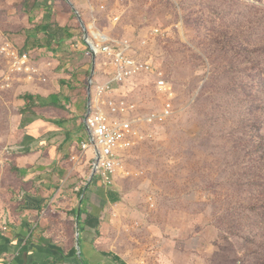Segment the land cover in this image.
Listing matches in <instances>:
<instances>
[{
    "label": "rangeland",
    "instance_id": "374dc122",
    "mask_svg": "<svg viewBox=\"0 0 264 264\" xmlns=\"http://www.w3.org/2000/svg\"><path fill=\"white\" fill-rule=\"evenodd\" d=\"M71 2L0 0V234L12 231L11 212L29 190L16 156L28 150L24 128L33 112H44L53 94V106L85 100L89 81L111 77L110 59L94 60L84 43L83 20L127 38L134 57L164 71L166 88L142 74L117 95L129 94L144 113L171 103L173 115L148 126L128 153L130 175L106 188L117 202L99 197L104 186L98 175L89 182L90 164L73 181L90 189L79 222L81 260L80 191L69 203L64 191L47 197L32 224L79 264L96 263L98 251L127 264H264V0ZM7 43L30 53L32 77L12 69ZM27 93L34 96L28 105ZM16 255H0V264H17Z\"/></svg>",
    "mask_w": 264,
    "mask_h": 264
},
{
    "label": "built area",
    "instance_id": "2783aa9c",
    "mask_svg": "<svg viewBox=\"0 0 264 264\" xmlns=\"http://www.w3.org/2000/svg\"><path fill=\"white\" fill-rule=\"evenodd\" d=\"M82 31L89 52H94L96 58H109L112 72L111 77L103 83L89 81L94 89L83 117L86 135L80 142L81 153L72 158L90 164L91 174L100 176L101 184L108 188L114 185L117 177L130 175L124 163L131 149L145 138V129L151 125L165 124L173 112L171 103H165L160 109L144 113L129 94L117 95L123 85L142 74H153L157 86L166 88L165 74L161 68H156L149 60L134 57L127 38H112L95 24L82 26ZM2 50L8 55L12 69L16 72L26 73L30 77L36 72L29 52L21 53L9 43ZM88 152H91L89 158ZM1 227L2 231L8 230L7 224Z\"/></svg>",
    "mask_w": 264,
    "mask_h": 264
},
{
    "label": "crops",
    "instance_id": "0c3cea01",
    "mask_svg": "<svg viewBox=\"0 0 264 264\" xmlns=\"http://www.w3.org/2000/svg\"><path fill=\"white\" fill-rule=\"evenodd\" d=\"M86 97L85 100L84 97L77 98L73 104L65 107L62 103L53 106L58 104L59 100L54 102L51 99L47 102L48 106L44 112H33L24 128V145L28 150L16 156V165L24 172V180L29 190L24 195V206L18 212H11L12 231L7 236L2 235L4 238L0 237V255L17 254V264H49L48 261L53 258L63 259L62 247L46 239V235L38 230V227L43 225H33L32 217L47 197H50V200L56 199L59 193L64 191L65 201L69 203L72 192L80 191L79 182L73 184V181L86 173L87 164L72 157L81 153L80 142L85 132L84 105L85 102L87 105L88 95ZM79 101L83 103L82 110L76 104ZM89 191L87 187L80 192L88 198ZM98 195L103 202L109 201L106 187H103ZM3 224L8 222L4 221ZM36 237L38 239H35ZM29 238L34 240L29 241ZM102 252L105 251H98L93 256L96 257L94 264H118L110 257L103 256ZM25 254H29L27 261H24ZM69 262L79 264V260L75 259H69ZM88 264H92L91 261H88Z\"/></svg>",
    "mask_w": 264,
    "mask_h": 264
},
{
    "label": "trees",
    "instance_id": "16d2710c",
    "mask_svg": "<svg viewBox=\"0 0 264 264\" xmlns=\"http://www.w3.org/2000/svg\"><path fill=\"white\" fill-rule=\"evenodd\" d=\"M45 31H47V28H45L44 29ZM61 40L63 41L64 40V37H62L61 38ZM88 83V82H87ZM26 102H27V105L29 104L28 102L31 100V99H33L34 98V96H33V94H31V93H27V94H25V95H23V97H22ZM57 95L56 94H53L52 95V99L54 100V102H56V100H57ZM31 112H32V110H31ZM83 192H81V194H82ZM86 197H84V200H83V202H82V207H81V215H80V217H79V221L81 222V220H82V216L85 214V205H86ZM108 200L110 201V202H117L119 199H118V195L117 194H114V193H110V194H108ZM74 214L76 215V218H77V214H78V208H76L75 209V211H74ZM80 231H81V229H80ZM0 237H2V238H4L1 234H0ZM81 249L83 250V248L81 247ZM82 254L84 255V253L82 252ZM103 256H105V257H110L113 261H115L116 263H118V264H126L119 256H117V255H115V254H112V253H110V252H102L101 253ZM83 259H84V257H83ZM91 259V258H90ZM53 260H54V264H64L65 262L67 263V262H69V259H67V257L63 254V259H61V260H55L54 258H53ZM84 264H88V261H86V260H84V261H82Z\"/></svg>",
    "mask_w": 264,
    "mask_h": 264
},
{
    "label": "water",
    "instance_id": "95a60500",
    "mask_svg": "<svg viewBox=\"0 0 264 264\" xmlns=\"http://www.w3.org/2000/svg\"><path fill=\"white\" fill-rule=\"evenodd\" d=\"M69 2H71V0H68ZM72 3V2H71ZM82 26L83 27H85L86 25L84 24V22H83V20H82ZM92 54H93V58H94V60H96V55H95V53L94 52H92ZM93 73H94V71H93ZM91 84L89 83V87H88V98H89V100H91ZM94 179V174L92 173L91 174V178H90V183L92 182V180ZM83 200H84V194L81 196V199H80V202H79V206H78V214H77V218H76V220H77V237H78V242H77V250H78V257L80 258V260H81V247H80V241H79V237H80V229H79V217H80V215H81V207H82V202H83ZM82 264H84L83 262H82Z\"/></svg>",
    "mask_w": 264,
    "mask_h": 264
}]
</instances>
